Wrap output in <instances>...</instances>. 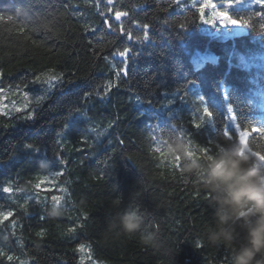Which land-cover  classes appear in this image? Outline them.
<instances>
[{
	"label": "trees",
	"instance_id": "trees-1",
	"mask_svg": "<svg viewBox=\"0 0 264 264\" xmlns=\"http://www.w3.org/2000/svg\"><path fill=\"white\" fill-rule=\"evenodd\" d=\"M215 3L251 23L236 34L218 21L205 24L193 0H114L111 6L106 0H0V15L13 16L0 21V88L15 92L20 107L28 103L22 113L0 115V212H13L0 219V264H231L240 239L209 242L218 225L203 168L182 175L170 166L174 156L166 145V156L152 151V136L180 139L185 156L203 164L209 158L202 148L212 156L221 145L238 143L264 168L252 154L264 155V136L251 127L264 126V18L256 15L264 7L256 0ZM109 7L128 15L116 22ZM144 24L149 39L130 43L128 30L135 42ZM125 47L132 49L128 74L118 80L114 53ZM36 75L60 79L48 89L29 83ZM37 96L45 98L37 103ZM201 107L212 115L196 128L191 121L200 122ZM29 112L33 119L25 118ZM237 125L249 128L247 144L239 142ZM5 186L12 192L3 193ZM52 196L61 197L59 204ZM53 204L63 215H48ZM126 209L144 218L141 231L154 233L158 248L143 246L141 233L108 228ZM235 229L242 237L240 223Z\"/></svg>",
	"mask_w": 264,
	"mask_h": 264
},
{
	"label": "clouds",
	"instance_id": "clouds-1",
	"mask_svg": "<svg viewBox=\"0 0 264 264\" xmlns=\"http://www.w3.org/2000/svg\"><path fill=\"white\" fill-rule=\"evenodd\" d=\"M171 155L181 157L182 175H196L203 168V186L212 193L216 205L214 216L218 227L209 233V242H230L236 245L231 264H264V168L254 162L241 146L234 143L221 147L203 163L185 156V145L180 139L171 142ZM48 215L59 217L63 209L53 204ZM240 223L243 235L238 237L235 225ZM144 218L135 210L126 209L108 222L109 229H118L132 236L140 235L145 247L160 246L156 235L142 232Z\"/></svg>",
	"mask_w": 264,
	"mask_h": 264
},
{
	"label": "snow or ice",
	"instance_id": "snow-or-ice-1",
	"mask_svg": "<svg viewBox=\"0 0 264 264\" xmlns=\"http://www.w3.org/2000/svg\"><path fill=\"white\" fill-rule=\"evenodd\" d=\"M229 4L231 3V0H228ZM257 4H259L261 7H264V0H256ZM107 5H113L114 4V0H106ZM192 7L197 9V12L199 13V20L205 24H215L217 21L221 24V25H237V24H241V25H248L251 23L250 19L247 18H239V19H234L232 18L226 11H222V10H218L217 5L215 3V0H201V3L197 6L195 3V0H193V4ZM206 10H210V18H207V13ZM114 11V15L112 16V20L116 21V22H120L121 19L123 17H126L128 15L127 12L125 11H120V10H114L112 7L108 8V12L112 13ZM256 15L258 17H262L264 18V12H256ZM101 16H104V13H101ZM13 19L12 15H0V21L3 20H8L11 21ZM104 25L111 28L112 24L110 22V20L108 18L104 19ZM186 26V24L181 23L179 25V28L183 29ZM142 28L144 30V36L141 39L140 37H137V40L134 42L132 41V32L131 30H128L127 32V36H128V40L130 43H143L144 41L149 39V33H148V29H149V25L148 24H144L142 25ZM261 30H264V24L260 25ZM121 32H124L123 27L121 28ZM132 52V49L130 47H125L122 51H118L117 53H114V57L116 58V60L118 61L120 67L118 68V70L115 72V76L116 78L122 79L124 77L127 76L128 74V60H129V54ZM115 67V65H114ZM2 75V74H0ZM58 79H60V77H57L55 75L53 76H49L46 79L42 80V77L40 75H36L35 79L30 81V84H41L43 83L44 85L47 86L48 89H51L53 87V81H57ZM29 86V84H24V87L27 88ZM114 85H112L111 83L107 85V88L110 89L111 87H113ZM4 89L0 88V101H3L5 99V97L2 95ZM97 95H99V93H97ZM88 96V94L86 93L83 99H86ZM23 98L25 101H28L29 98V93L27 91H25L23 93ZM45 97L44 96H37L36 100L37 103H39L41 100H43ZM13 104H15V102H13ZM6 108L7 105L4 104H0V115H7L6 112ZM28 108V103H24L22 107H16L15 111L17 113H22L25 111V109ZM79 110V109H77ZM229 114H230V118L235 121L236 120V116L232 113V109L231 107H229L228 109ZM199 113H202L201 115H199L198 119H199V123H197V117H193L192 119V124L194 125V127L199 128L205 118H209V116L212 115V113L209 112V110L206 107H201L198 109ZM86 114V113H85ZM26 119H33L34 118V114L32 112H29L28 115L25 117ZM252 127V131L253 132H257L260 133L262 136H264V126L261 127H255V126H251ZM94 132L96 131L95 128L92 129ZM237 133L239 136V142H242L243 144H247V138L249 137L250 133H249V128L248 127H244V128H240L239 125H237ZM181 135H184L185 133L181 132ZM223 136L225 138H227V140H232V136L230 135V132H228L227 130L223 133ZM152 140L153 142L156 144V146L152 149L153 152L160 154L162 157L166 156L167 153L164 151L162 145H166L167 146V152H170V148L169 145L171 143H169V140H162L159 137L156 136H152ZM121 144H123V140L119 141ZM57 143H59V141H57ZM26 147H32L31 145H27ZM188 147V145H187ZM188 149L190 150V148L188 147ZM192 151V150H190ZM202 152L205 153V155L210 159L211 155H207L209 149L208 148H202L201 149ZM253 156H258L259 160L261 162H264V155H262L260 152H256L253 151L252 152ZM57 156L60 157V166H64L66 165L67 161L64 160L62 158V153L57 154ZM105 164H108V161H103ZM170 166L174 169H180L181 168V157L180 156H174L173 159L170 161ZM48 175L50 176H56V175H63L62 171H51L48 173ZM47 180V176L44 178V180L38 182L35 187L37 189H39L41 187V185ZM20 191L22 192L23 189H20ZM61 191H67V189H61ZM12 192V188L10 186H5L3 187V193H11ZM29 199H34L33 197H29ZM52 201L56 204H59L61 197L60 196H52ZM120 201L117 200V203H119ZM13 215L12 211H7V212H0V219L3 220H7L9 217H11ZM44 217L41 216V219H43ZM13 225H15V221H13ZM5 239H7V237H5ZM196 247L198 248H203L204 245L203 244H196ZM81 249H83V245L80 246ZM2 254V253H0ZM13 257L12 256H8V260H12Z\"/></svg>",
	"mask_w": 264,
	"mask_h": 264
},
{
	"label": "rangeland",
	"instance_id": "rangeland-1",
	"mask_svg": "<svg viewBox=\"0 0 264 264\" xmlns=\"http://www.w3.org/2000/svg\"><path fill=\"white\" fill-rule=\"evenodd\" d=\"M197 2H201V0H197ZM206 12H210V10H206ZM225 26L230 27L231 32H233V34L244 32L246 30V27L244 25H241V24L225 25ZM200 56L201 55L199 52H196L193 54L192 60H193L194 64H196V65L199 64ZM2 95L5 97L4 100L7 103L3 100V101H0V104L7 105L6 112H8V113L13 112V111H15L16 107L21 106V104L19 102H16V93L15 92H11V91L3 92ZM10 102H12V103L9 104ZM13 102H15V104H13Z\"/></svg>",
	"mask_w": 264,
	"mask_h": 264
}]
</instances>
